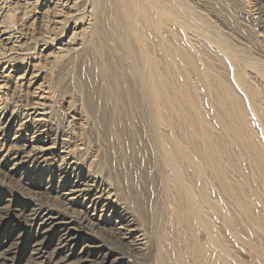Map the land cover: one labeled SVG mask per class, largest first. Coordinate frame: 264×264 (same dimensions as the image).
Returning <instances> with one entry per match:
<instances>
[{
  "label": "bare ground",
  "instance_id": "bare-ground-1",
  "mask_svg": "<svg viewBox=\"0 0 264 264\" xmlns=\"http://www.w3.org/2000/svg\"><path fill=\"white\" fill-rule=\"evenodd\" d=\"M52 4L57 7L55 23L62 28L63 33L56 41L48 42H52V44L54 42V54L60 57L78 51L81 46V44L79 45L81 37L79 36V38L77 35L90 34L95 22L105 16L108 11L111 13L110 29H112L114 39H117L121 45L130 42V44L142 47L140 51L145 57L148 69L147 87H145L150 93L145 99L148 100L157 115L161 111L162 104L159 100L160 93L157 92L160 80L155 73L164 63L165 76L168 74L176 76V80L172 81V86L176 93L181 94L182 98V94L186 91L185 87L189 91L190 82L185 78L182 80L181 77L188 73L204 72V67L199 69L194 59L204 51L201 50L203 46L218 61H222L225 56L222 52L226 54V57H229L231 60L230 73L238 85L242 86L251 97L255 93L248 91L250 80L253 78L258 80L259 75L264 72V58L261 60L251 50L248 51L249 47L238 49L236 43L238 41L232 36L233 32L226 34L223 27L221 26V28L220 24L218 25L209 15L210 12L203 11L200 0H10L9 4L1 7L0 40L5 41L12 49L16 48L19 45L17 42L21 41V37L17 34L18 31L7 19L11 5L29 8L28 14L25 11L27 15H24V20L32 23L43 20L49 5ZM151 26L156 29L154 32H151L152 29L149 30ZM41 29L43 30V27ZM245 63L250 64L252 69L247 68ZM24 64L25 66L19 69L17 64L8 59L1 62L0 65V89L9 87L11 83H19L21 86L30 88L37 85L35 88L38 89L37 99L33 98L35 101L26 104L24 119L21 122L16 116L15 107L13 108L9 104L0 106V167L5 176L13 178L20 174V179L29 183L28 173L33 168L49 170L58 166L62 177L71 178L72 183L68 187L61 188L60 205L50 201L51 179H49L51 185L35 189L34 193L26 195L24 200H18V202L13 195L10 199H6V202L0 206L2 208L0 229L5 228L4 237L0 239V264H17L18 257L20 258L24 253L29 255L25 264H137L133 257L138 256H142L146 264H264L263 249L261 253L257 249L259 241H264L263 238H260L259 241L254 239L251 226L253 223L246 229L244 226L245 231L242 229L244 232L242 233L241 224L235 220V218L237 219L235 209L243 204L234 202L233 205H224L223 187L219 177L216 178V183H212L211 188H207V185L205 187L201 181L191 182L186 175L189 168L185 171L184 167L180 165L191 167L195 165L201 172L203 167L201 161L205 158L201 147L199 150L201 153L197 157L192 155L194 151L191 153L190 147L189 150L187 149V145L192 142H187V145L183 142L186 149L177 147V145L175 147L172 144L170 146L171 137L168 136V140L165 138L167 133L164 132L165 136L160 134L159 143L164 145L162 146L164 147L162 157L165 165L164 171L167 172L168 178L170 176L171 180L169 178L163 186L158 185L152 188L150 201L144 200L141 203V199L134 198L135 194L132 192L127 190L124 192L119 183L120 180H118V185H115L110 173L104 175L106 174L104 165L107 168V163L99 165L101 161L96 156L102 154V157H105L107 155H105V149L106 146L108 148V145L103 132L99 131L95 125L98 112L95 113L87 108V110H79L89 117L87 130L91 131L92 136L100 142L95 148L98 155L87 157L85 152H88L86 148L88 144L85 147L84 143H73L59 131H54L55 123L49 118L50 108L48 109L46 104L51 86L48 82H39L40 72L37 63L25 62ZM222 69L228 71L225 66ZM214 70L219 75L216 76L218 77L216 78L217 83L223 82V86H226L224 88H227L225 92L221 90L219 93L229 99L234 97L232 101L230 100L232 108H229L235 115L233 114V117L230 118L231 121L227 120L223 125L225 129L220 134L222 139L228 140L230 134L239 142L248 139V136L251 137L250 142L254 135L264 137V111L260 112L257 110L258 108L254 107L248 111L244 110L242 105L240 107V99L237 97L233 85L224 74L220 72L224 75L222 76L219 73L216 67ZM170 78L172 79V76ZM161 79L162 83L169 81L168 78L164 79V76ZM211 82L217 84L215 81ZM186 94L185 92L183 97V100L186 98L184 105L191 107L194 99L193 94ZM18 99H22V96L19 95ZM249 103L252 105L254 101ZM238 107L240 111H238ZM170 108L173 109L171 111L181 110L176 106ZM77 109H81V107ZM230 114L232 116V113ZM254 114L258 116L255 117ZM218 117L220 116L218 115ZM163 118L155 115L153 128L155 134H158L159 128L166 123ZM184 119L186 118L184 117ZM210 121L204 125L203 122H200V125L185 120L186 128L193 129L195 135H201V139L200 137L199 139L202 148H206V140L209 139L207 134L209 131L211 133L213 129ZM22 126L37 128L40 136L46 135L48 140L41 141L42 139L38 140V138L23 137L20 130ZM67 127L70 126L67 125ZM13 129L17 133L15 131L11 137L9 132ZM191 132L193 133L192 130ZM188 134H190V130H188ZM187 135L182 136L188 140ZM176 136H174V141L180 142L179 135ZM240 143L245 144L242 141ZM183 144L181 145L183 146ZM172 146H174L173 149ZM248 149L256 151L254 147ZM176 153L177 157L179 156L181 159H178L180 161L176 159ZM263 154L255 155L256 161L262 158L260 156ZM84 156L88 158V161L81 159ZM106 159L108 161L107 156ZM253 159L255 161V158ZM260 162L254 164L257 169L262 164ZM97 163L98 169L95 167ZM217 170L219 171V169ZM192 172L197 173V170L194 168ZM159 173L161 172L159 171ZM192 181L194 180L192 179ZM205 182L207 184V181ZM122 192L129 200L123 197ZM15 205L19 207L15 208ZM250 205L246 203L243 211L251 212ZM227 232L236 242L227 238ZM237 241L240 242L239 246L243 244L242 246L245 247L243 254L238 251L242 248H236L237 244L232 245L234 242L238 243ZM52 242L55 243L54 252L47 255V247Z\"/></svg>",
  "mask_w": 264,
  "mask_h": 264
},
{
  "label": "rangeland",
  "instance_id": "rangeland-1",
  "mask_svg": "<svg viewBox=\"0 0 264 264\" xmlns=\"http://www.w3.org/2000/svg\"><path fill=\"white\" fill-rule=\"evenodd\" d=\"M9 1L10 0H0V11L2 6L9 4ZM206 1L200 0L204 9L203 11L205 13L210 12L209 15L214 18L218 25L220 24V27H223L221 28L226 34H231L233 32L232 36L238 41L236 42L238 44V49L249 47L248 51L251 50L254 55L262 60L264 58V0ZM210 7L211 9H209ZM34 10H36V8H34ZM25 11L27 14L30 12L29 8L25 9L24 7L11 5L7 19L9 23L11 22L10 24L16 28V31H18L17 34L21 37V41H19V43L17 42L19 45L12 49L10 45L5 43V41L0 40V65L1 62L8 59H11L13 63L17 64L19 69L25 66V62H30L31 64L37 63V68L40 72L39 82H48L51 86V92L48 95V99H46V104L48 105V109L50 108L48 113L49 118L55 123L53 126L54 129L56 127L54 130L55 132L59 131L60 134L69 138L73 143L77 144L81 142L84 143L85 147L88 144L86 147L88 152H85V154L87 153V157L90 155H98L95 152V148L100 142L92 136L91 131L87 130L89 117H86V115L79 110L91 109L90 111L93 110L95 113L98 112V119L97 123L95 122V125L99 131L101 130L103 132L104 139L107 142L106 144L108 145V148L106 146L105 155L107 154L106 156L109 161H107L106 156L102 157V154H100L96 156V158L101 161L99 162V165L107 163V168L104 165V171L106 173L104 175H109L108 173H110L115 185H118V180H120L121 182L119 181V183L124 189V192H126V190L132 192L135 194L134 198L141 199V203H143L144 200L149 202L152 188L158 185L163 186L170 178V176L168 178L167 172L164 171L165 165L162 158L164 154V147L162 146L164 145L159 143L160 134L165 136L164 134L167 133V137H165L166 139L169 138L168 136L171 137L170 140L168 139L170 146L172 144L175 147L177 145V147L186 149V145L189 142H192L190 145H187V149L190 147L189 149L191 153L194 151L192 155L198 157L202 150L204 151L202 154L205 155V158L201 161L204 164H201L204 173L202 171L200 172V169L195 167V165L191 167L180 164L184 167L185 171L189 168V171H186L188 179L193 183L201 181L205 187L207 185V188H211L212 183H216V178L219 177V181L223 187L221 188L224 205H233L234 202H241L243 204L238 209H235V215L237 217L235 220L237 223L241 224V230L243 229L245 231L246 227L253 223L251 226L253 228L254 239L259 241L260 238H263L264 240V161H262L264 160V154L260 156L262 158L258 159L259 162L261 160L260 164L262 163V166L260 165V168L258 167L259 170L255 167L256 165H254L256 163L258 164L256 156L264 153V137L262 135L261 137L254 135V137H252L253 140H251L252 142H250L251 137L248 136V139H244V141L240 140V142L242 141L245 144L235 140L231 134L228 140L222 139L220 134L221 131L225 129L223 125H225L227 120L231 121L230 118H232L234 114L230 109L232 108L230 107V100L232 101L234 97L229 99L220 94L221 90L222 92H225L227 88H224L226 86H223V82L217 83L216 78L218 77L216 76L219 75L216 74L214 68L216 67L219 73L221 72L224 74L228 81L233 85L237 97L240 99L239 106L242 105L243 109L248 111H250L252 107L256 109L258 108L257 110H260V112L264 111L263 71V73L259 75L258 80L254 78L250 80L248 91L249 93H252L253 91L255 93L252 94L251 97L242 86L238 85L236 79L232 73H230L231 60L229 57H226V54L222 52L225 56L222 55L223 60L218 61L216 57L212 56L203 46V49L201 50L204 51L199 56L195 54L197 57H194V59L196 60L199 69L204 67V72L188 73L186 76L181 77L182 80L187 79L190 82L188 85L189 91H187V87H185V92L190 95L193 94L192 96L194 97L192 106L188 107L187 105H184L186 104L184 103L186 98L183 100L185 92L182 90L184 93L182 92L183 97L181 98V94L176 93V90H174L172 86V81L174 82V79L176 80V76L173 74L165 76L166 68L164 67V63L161 64V68L158 64L160 69L158 68L159 71L155 73V75L160 80V85H157V92L158 94L160 93L159 100L162 105L161 111H159V114L157 115L153 111L151 104L145 99L150 93L146 88L148 69L145 57L140 51L142 47L132 43L130 44V42L129 44L121 45L117 42V39H114L112 29H110L111 13L109 11L105 16L99 18V20L101 19L100 21L98 20L95 22L92 27L93 31L91 29L90 34L87 33L88 36L87 34L77 35L78 37H81H79V45L81 44L79 48L80 50L78 49L79 52L76 50L70 53V55H64V57L63 55H61V57L55 56L54 42L53 44L52 42H48L50 40L56 41V39L63 33L62 28L55 23V13L57 11L56 5H49V9L47 10V13H45L43 20L38 22L31 23L25 21ZM46 24H48V27H46ZM41 27H43V30ZM154 29L155 28L152 26L149 28L151 32L156 30ZM240 43H242V45H239ZM198 63L200 64L199 66ZM245 65L247 68L252 69L250 64L245 63ZM209 66L213 69L211 67L209 68ZM224 66L228 69L227 72L222 69ZM162 76H164V79L168 78L169 81L162 83ZM171 76L173 80L170 78ZM211 81H215L217 84H214ZM19 85V83H11L9 87L0 89V106L9 104L13 108L15 107L14 109H16L17 112L16 116L21 122L24 119L26 104L37 99L36 92L38 89L36 90L35 88L37 85H34L31 88ZM19 95L22 96V99H18ZM255 95L256 97H253ZM18 101H21V103ZM250 101H254L255 105L252 103V105H250ZM22 103L23 105H21ZM171 106H176V108H181V110L171 111L173 110L172 108L169 109ZM79 107H81V109H77ZM238 111H240L239 107ZM166 113L169 115L167 116ZM171 113L172 115H170ZM230 113H232V116H230ZM155 115L162 118L164 117L163 119L166 121V123L159 128L158 134H155L153 130ZM218 115L220 117H218ZM183 116L186 119H184ZM257 116L258 115L256 114L255 117ZM185 120H188L191 123L196 122L200 125V122H203L204 125V123L211 120V127H213V129H211L213 133H210L209 131L207 138H211L209 142H211L212 145L211 143L209 144V139L205 136L207 144L206 148H202V146H200L201 135H195L193 129L186 128L187 124L185 123ZM169 124H171V128L169 127ZM67 125L70 127L68 128ZM181 126L183 127L181 128ZM185 129L190 130V134H192L193 137L192 135L190 136L188 130ZM20 130L23 137L38 138V140L42 139L41 141L48 140L46 139V135L40 136L37 128L33 126H22L20 127ZM15 131L16 130L14 129L10 131L9 136L12 137ZM184 131L187 132L184 133ZM230 132L234 133L233 131ZM175 134L177 136L179 135L178 140H180V142L174 141ZM182 135H187L188 140ZM180 136L185 140L182 137L183 140L179 138ZM183 142L184 144L186 143L185 146ZM181 144H183V146ZM251 144L252 146H250ZM174 146H172V149ZM200 147L201 152L199 151ZM250 147H254L257 152L254 149H248ZM86 156L81 159L88 161ZM253 158H255V161ZM176 159H180L179 156L177 157V153ZM183 161L186 162L187 160ZM95 167L98 169V163L97 165L95 164ZM161 167L162 169H160ZM168 168L170 167L168 166ZM194 168L197 170V173L192 172L194 171ZM217 169H219V171ZM159 171L161 173H159ZM28 175L29 183L25 182V180H21L20 174L13 178H9L8 176H5L3 169L0 167V206L6 202V199H10L12 195L16 197V201L24 200L26 195H31V193H34L33 191L35 189L47 186L48 184H52V187L50 188L51 190H49L50 201H54L57 205H60V194L62 193L61 188L68 187L72 183L71 178L65 176L62 177L58 171V166L55 169L50 168L49 170L33 168L29 171ZM197 175L199 176L198 178L196 177ZM49 179H51V184L49 183ZM192 179L194 181H192ZM205 181H207V184ZM122 195L126 200H129L123 192ZM245 202L252 205H250L251 212H248L247 210L243 211V208L246 207ZM14 207L18 208L19 206L15 205ZM1 213L2 208L0 207V214ZM243 230L242 233H244ZM4 231L5 228L0 229V239H3ZM227 234L228 239H232V242L235 241L231 238V235L228 232ZM260 235L263 236L261 237ZM235 242L232 245L237 244L235 245L236 248H242V250L245 248L242 246L243 244L239 246L240 242ZM54 244L55 243L52 242L47 247V255L54 252ZM259 244L257 249L260 253L263 249L262 253H264V241H259ZM242 250L239 249L238 251L243 254L245 250ZM28 257L29 255L24 253L20 258L18 257L17 264L27 263L26 260ZM133 259L136 260L137 264H146L142 256L133 257Z\"/></svg>",
  "mask_w": 264,
  "mask_h": 264
}]
</instances>
